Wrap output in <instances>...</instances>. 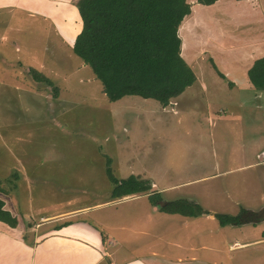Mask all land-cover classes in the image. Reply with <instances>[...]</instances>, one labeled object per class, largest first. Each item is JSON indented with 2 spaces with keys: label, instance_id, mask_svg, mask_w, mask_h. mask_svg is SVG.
<instances>
[{
  "label": "rangeland",
  "instance_id": "1",
  "mask_svg": "<svg viewBox=\"0 0 264 264\" xmlns=\"http://www.w3.org/2000/svg\"><path fill=\"white\" fill-rule=\"evenodd\" d=\"M235 6H222L232 20L221 11L219 22H205L212 9L203 5L184 20L182 56L197 81L165 109L137 96L110 102L73 52L77 22L70 30L43 13L0 8V186L15 194L21 212L39 216L37 223L41 215L102 204L86 220L112 228L108 241L123 259L139 255L140 237L128 231L121 251L115 228L165 217L162 209L151 213L152 205L189 200L208 215L234 217L263 209L264 91L247 86L249 62L241 60L264 23ZM32 69L53 86L37 82ZM108 157L117 178L148 180L154 192L112 200ZM197 218L170 231L171 264H264V219L222 225L203 213Z\"/></svg>",
  "mask_w": 264,
  "mask_h": 264
},
{
  "label": "trees",
  "instance_id": "2",
  "mask_svg": "<svg viewBox=\"0 0 264 264\" xmlns=\"http://www.w3.org/2000/svg\"><path fill=\"white\" fill-rule=\"evenodd\" d=\"M220 0H197L211 6ZM247 1V0H239ZM77 8L82 30L73 52L89 65L101 82L103 92L112 103L137 96L156 100L163 108L192 87L197 77L182 56L179 29L192 12L188 0H80ZM39 83L53 84L43 74L30 70ZM256 90L264 91V57L255 61L248 72ZM107 175L113 187L112 200L142 194L151 189L148 180L137 177L117 178L108 157ZM0 192L9 195L2 186ZM0 199V221L11 227L18 220L4 210ZM162 210L169 214L197 217L204 210L196 202H169ZM242 210L238 217L215 215L222 225L245 223Z\"/></svg>",
  "mask_w": 264,
  "mask_h": 264
},
{
  "label": "crops",
  "instance_id": "3",
  "mask_svg": "<svg viewBox=\"0 0 264 264\" xmlns=\"http://www.w3.org/2000/svg\"><path fill=\"white\" fill-rule=\"evenodd\" d=\"M73 1L0 0V8L6 10L14 6L37 14L43 13L56 21L57 24H62L63 27H68L71 30L70 25H74L75 22L82 28L78 8ZM189 3L192 5L190 16L200 12L196 11L197 6L201 5L197 3V0ZM223 3H233L236 5L235 8H242L243 10V7H245L247 10L246 14L249 17L248 20L257 17L258 19H262L264 23V3L262 0H220L214 5L209 6V8H206L212 10H207L209 16L207 17L206 15L207 19L205 22L207 20L212 21L211 19H214L215 23L219 22L217 21V15L221 11H224L225 16H229L232 20V17L228 13L229 11L226 10L227 8L222 7ZM200 10L206 11L204 9ZM213 10L216 11V15L212 18L210 12ZM199 25L200 22L199 24H194L195 27ZM195 27L194 29H196ZM262 28L263 36L254 40V43L258 44L254 46L250 45L251 48L248 49V55L244 60H241V62H249L247 71L252 68L257 58L264 57V26ZM188 34L191 36L190 33ZM185 47L186 42L182 39V48L185 49ZM193 57L196 58V55H193ZM235 62H237V59ZM246 84L247 86H252L249 79ZM135 197H138V195L125 197L124 199ZM0 199L5 203L4 210L10 212L18 220L16 227H11L7 223L0 221V264H102L104 262H109V264H171L169 257L174 252L171 251L169 246H172L171 244L174 242L172 243L170 238L175 237V234L170 231L176 223L198 219L197 217H185L179 214L163 212L162 214L165 217L161 216L160 220H155V216H150L149 213L147 216H150V218L146 222H143V217L136 221L138 228L136 226L132 228L131 225L127 224L120 225L115 229L120 232L118 246L121 251L124 249L123 238L127 235L128 231L131 233L133 230V233L140 237L139 243L136 246V251L138 248L140 252L139 255L133 257L127 253L122 259L119 249L116 248L113 242L108 241V235L111 233L112 228L104 223L99 226L101 228L99 230L95 223L86 220L85 215L94 207L99 208L102 204L93 207L75 208L49 216L41 215V220L34 223L32 219L39 216H32L30 212L24 211V209L21 212L15 194L10 193L9 195H5L0 192ZM150 207L151 213H157L161 209L156 205ZM184 224L183 228L187 229L189 226ZM183 231L182 227H179L176 237L180 239ZM160 240L163 243V253L161 255L158 250Z\"/></svg>",
  "mask_w": 264,
  "mask_h": 264
},
{
  "label": "water",
  "instance_id": "4",
  "mask_svg": "<svg viewBox=\"0 0 264 264\" xmlns=\"http://www.w3.org/2000/svg\"><path fill=\"white\" fill-rule=\"evenodd\" d=\"M152 190V189H151ZM154 191L152 190L151 193H153ZM162 205H167V202L161 203ZM203 215L205 216H209L211 218H215V215H208L207 213H204ZM247 216H251V222H258L261 219H264V208L261 209L259 212L255 213L252 211H248V213L246 214Z\"/></svg>",
  "mask_w": 264,
  "mask_h": 264
},
{
  "label": "flooded vegetation",
  "instance_id": "5",
  "mask_svg": "<svg viewBox=\"0 0 264 264\" xmlns=\"http://www.w3.org/2000/svg\"><path fill=\"white\" fill-rule=\"evenodd\" d=\"M247 213H248V212H246V214H247ZM246 214H244L242 220H244L245 222H250L251 219H252V217H251V216H247Z\"/></svg>",
  "mask_w": 264,
  "mask_h": 264
}]
</instances>
